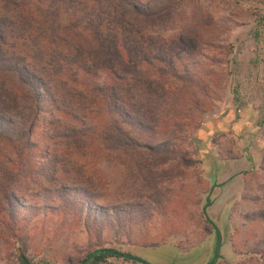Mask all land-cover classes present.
<instances>
[{"label": "rangeland", "instance_id": "374dc122", "mask_svg": "<svg viewBox=\"0 0 264 264\" xmlns=\"http://www.w3.org/2000/svg\"><path fill=\"white\" fill-rule=\"evenodd\" d=\"M137 1L154 8L147 30L159 49L146 32L138 35L133 123L116 116L111 105H103L102 115L90 111L91 88L114 78L103 65L111 45L96 38L100 21L90 17L105 16L107 2L98 6L101 14L92 4L89 11L65 7L46 17L41 7L51 2L23 0L19 20L0 0V21L8 17L17 28L6 42L0 29V48L6 64L36 78L39 112L25 107L22 113L33 124L41 153L51 151L48 161L37 159L32 167L12 156L3 162L0 264H21V253L31 264H83L101 249L141 261L109 257L89 264H184V256L214 233L205 216L212 196L208 161L233 157L216 134L219 124L234 122L246 106L260 107L264 144V0ZM41 22L51 26V35L42 32ZM163 45L168 53L161 52ZM161 75L168 99L153 107ZM41 80L50 91L41 92ZM3 91L0 87V114L20 116L23 105L31 106ZM47 94L56 100L51 107ZM82 125L96 126L103 139L86 147L72 144L71 130ZM257 154L256 167L232 181L240 184L232 191L237 193L228 238L233 257L216 264H264V148ZM220 212L221 206L212 216ZM174 250L182 257L174 258ZM202 252L189 264L206 263Z\"/></svg>", "mask_w": 264, "mask_h": 264}, {"label": "trees", "instance_id": "16d2710c", "mask_svg": "<svg viewBox=\"0 0 264 264\" xmlns=\"http://www.w3.org/2000/svg\"><path fill=\"white\" fill-rule=\"evenodd\" d=\"M5 1L10 8L9 11L11 13H17L19 20H21L24 16V6H26L27 3L22 2L23 0ZM48 1L51 2L49 6L46 4L45 8L41 7V13L43 12L46 17L49 16L50 12H55L57 14L59 13L58 10L65 7L72 9L79 6L83 7L85 11H89L92 4L96 5L95 10H99L98 12L101 14L102 11H100V9L102 5L107 2L109 12H107L105 16L99 15L96 17V15H91L90 17H94L93 19L99 18L98 20L100 21V24H98V27H95L94 31L96 38L102 41L105 40L107 44L111 45L109 51L107 53L105 52V61L103 62L105 64L103 65L106 69L105 71L109 75L111 74L114 78H109V81L106 79L104 83L94 85L91 88L89 91V102L91 105L90 111L95 113L96 110L99 109V112L102 115L104 112L103 105H111L114 107V113L116 116L127 117L134 123L135 118H133L132 112L130 113L129 111L136 107L132 100L134 88L136 86L135 84L137 83V70L141 66L138 50L135 45L137 43L136 40H138V35L142 36L143 33L146 32L145 38L151 43V46L155 45L156 48L159 47L151 35L152 31L149 32V30H147L151 24L150 19L155 18L153 14L154 8L148 6L144 7L137 0H45V3H48ZM95 10H92V13H95ZM149 12H151V14ZM0 25L2 34L1 39L3 42H6L9 35L13 33L12 31H17L16 24H13L11 19L7 17L4 18L3 21H0ZM41 27L43 33L45 31L48 36L52 34L51 26L47 23L41 22ZM62 40L66 42L68 41V38H62ZM160 50L162 53L164 51L168 53L170 49L167 45H163ZM3 55L2 49L0 48V87L4 90L2 95L5 97L12 95L13 101L19 103V105L20 103L23 104L26 100H29L31 106H28L27 104H25L26 106L23 105L20 116L13 114L7 117L0 114V167H4V161L9 160V162H11V156L20 161H28V166L32 167L33 161H36L37 159L48 161L51 157V151L48 148L46 154L43 152L41 153L40 146H38L37 142L33 141V124L30 122V125H27L28 117L25 113H22V111L26 109L25 107H28V109L32 110L34 113L39 112V88H37V83L32 81L35 76H32L31 73L25 69L19 71L17 67L13 68L12 66H9L6 64ZM164 56L166 57L167 54H164ZM162 59L167 62L166 58ZM163 60L162 63H164ZM144 62L147 64V59ZM8 63H10L9 60ZM134 79L135 81H133ZM157 79V87L160 90L155 93L157 98L152 105L153 107L156 105L157 100L160 99L162 101L161 104L165 105L166 100L168 99V89L166 87L167 84L165 77L161 75L157 77ZM133 82L134 84L132 86H127V84H132ZM121 83H124V85ZM42 84L43 81L41 80V92L44 91L42 87L48 88L49 91L51 90V86L49 88L47 87L48 85L43 84L44 86H42ZM123 86L128 88L125 89ZM48 97L50 100L46 102V105L51 107L56 103V100L54 101V98L49 95ZM120 105H123L124 108ZM70 108L71 107H69V109ZM57 112H60V110L57 109ZM82 126L83 129L81 128V130H71L73 133L72 139H74L72 144H75L78 147H80V145H85L84 147H86L93 143L96 137L98 140L103 139L102 133L99 132L98 136L96 135V126ZM57 139H59V137ZM0 172L4 175L6 169H0ZM209 206L210 203H208L206 207L208 208ZM207 222L211 223L208 219ZM217 238L218 241L215 257L209 264H216L217 260L220 258L219 248L221 237L219 232ZM122 255L130 257L128 254H123L116 250L101 249L89 254L83 261V264L100 263L104 262L109 257L121 258ZM177 255L180 256L181 254L174 250V256H172L176 258ZM20 260L21 264H31L23 253L20 254ZM138 261H140V259H138ZM146 264L151 263L146 262Z\"/></svg>", "mask_w": 264, "mask_h": 264}, {"label": "crops", "instance_id": "0c3cea01", "mask_svg": "<svg viewBox=\"0 0 264 264\" xmlns=\"http://www.w3.org/2000/svg\"><path fill=\"white\" fill-rule=\"evenodd\" d=\"M239 111L240 116L237 115L235 117L237 120L233 122L232 119L231 123L228 125L220 123V129L216 131L218 136L225 138L228 142V151L230 153L233 152V157L222 160L212 159L213 161L210 159L208 161L212 168V172L214 169L217 170V175L211 173V179L214 185V190L212 191L214 196H211L213 202L210 203L209 207L211 208V214L218 211L220 206L222 211L230 200L237 197V193H232V191L239 188L240 184H232L233 179L236 176H244L252 171L257 165V150L264 148V144L261 145L262 139H260L261 136L259 135L261 133L258 131L260 128L258 119L260 120L262 116L260 107L257 108V111L254 109L251 111L246 106L245 109ZM247 111L250 114H247ZM236 112H238V110H236ZM256 113H259L261 116L259 117Z\"/></svg>", "mask_w": 264, "mask_h": 264}, {"label": "water", "instance_id": "95a60500", "mask_svg": "<svg viewBox=\"0 0 264 264\" xmlns=\"http://www.w3.org/2000/svg\"><path fill=\"white\" fill-rule=\"evenodd\" d=\"M210 159H211V157H210ZM212 174L217 175V170L214 169ZM213 186H214L213 180L211 179L212 191L214 190ZM212 195L214 196V194H212ZM236 200H237V198H233L232 200H230L225 205L224 209H222L219 216H212L211 208H209V207L205 210L207 219L214 226V233L211 236V238L207 242H205L198 250H195L194 252L190 253L188 256H184L185 259L186 258L188 259V260L186 259V261L183 262L184 264H189V262H192V260L195 259L194 253L199 252L200 250H203L201 256L207 254L206 263H204V264H209L213 260V258L215 257V251H216V246H217V241H218V238H217L218 232L220 233L221 243H220V248H219L220 258L217 260V262L220 261L221 259H224L227 261L232 259V257H233L232 246H231L228 238H229L230 233L232 231L231 215H232V209H233V206H234ZM212 202H213V198L210 197L209 202H207L205 204V206H207L208 203H212ZM121 258L126 259L125 255H122ZM190 259H192V260H190ZM128 260L133 261V262H139L138 259L135 257H128ZM142 263L146 264V262H143V261H142Z\"/></svg>", "mask_w": 264, "mask_h": 264}, {"label": "flooded vegetation", "instance_id": "af4514ba", "mask_svg": "<svg viewBox=\"0 0 264 264\" xmlns=\"http://www.w3.org/2000/svg\"><path fill=\"white\" fill-rule=\"evenodd\" d=\"M126 259H128V257H126ZM167 260L172 261V263H173V261H174L175 259L167 258ZM140 261H141V260H140Z\"/></svg>", "mask_w": 264, "mask_h": 264}]
</instances>
